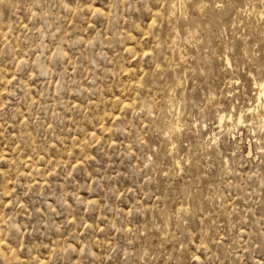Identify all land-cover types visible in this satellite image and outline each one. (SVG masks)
<instances>
[{
  "label": "rangeland",
  "instance_id": "1",
  "mask_svg": "<svg viewBox=\"0 0 264 264\" xmlns=\"http://www.w3.org/2000/svg\"><path fill=\"white\" fill-rule=\"evenodd\" d=\"M263 81L264 0H0V264H264Z\"/></svg>",
  "mask_w": 264,
  "mask_h": 264
},
{
  "label": "bare ground",
  "instance_id": "2",
  "mask_svg": "<svg viewBox=\"0 0 264 264\" xmlns=\"http://www.w3.org/2000/svg\"><path fill=\"white\" fill-rule=\"evenodd\" d=\"M261 89L264 91V81L260 84ZM261 92V91H260ZM242 118L240 117L239 121L241 122Z\"/></svg>",
  "mask_w": 264,
  "mask_h": 264
}]
</instances>
